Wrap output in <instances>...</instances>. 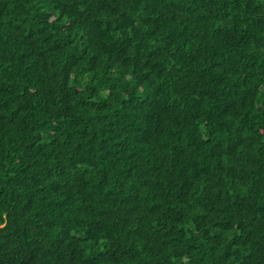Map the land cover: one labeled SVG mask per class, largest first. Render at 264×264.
Instances as JSON below:
<instances>
[{
	"label": "trees",
	"instance_id": "1",
	"mask_svg": "<svg viewBox=\"0 0 264 264\" xmlns=\"http://www.w3.org/2000/svg\"><path fill=\"white\" fill-rule=\"evenodd\" d=\"M0 264H264V0H0Z\"/></svg>",
	"mask_w": 264,
	"mask_h": 264
}]
</instances>
